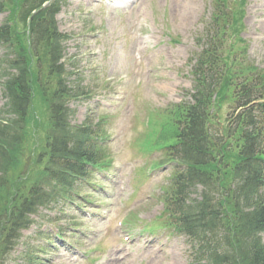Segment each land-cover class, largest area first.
<instances>
[{
	"label": "rangeland",
	"instance_id": "rangeland-1",
	"mask_svg": "<svg viewBox=\"0 0 264 264\" xmlns=\"http://www.w3.org/2000/svg\"><path fill=\"white\" fill-rule=\"evenodd\" d=\"M211 1L63 0L56 22L71 35L64 44V61L87 88V98L69 103L74 110L71 121L82 122L89 113L93 121L105 115L104 144L112 164L107 171L92 173L96 182L85 187L82 204L59 201L40 209L2 264H47L48 257L53 259L48 264H191L182 236L166 228H144L162 210L161 187L171 167L164 163L148 170L162 152L143 153L147 150L138 141L149 108L189 98L187 57L195 50L193 38L202 28L201 17L209 15ZM4 18L0 14V24ZM262 18L264 0H247L244 36L249 59L260 68ZM3 49L0 46V55ZM58 227L60 240L54 237ZM261 237L264 242V233ZM28 244L34 250L57 244L62 248L57 257L42 249L33 262H26Z\"/></svg>",
	"mask_w": 264,
	"mask_h": 264
},
{
	"label": "trees",
	"instance_id": "trees-1",
	"mask_svg": "<svg viewBox=\"0 0 264 264\" xmlns=\"http://www.w3.org/2000/svg\"><path fill=\"white\" fill-rule=\"evenodd\" d=\"M23 1L11 2L8 22L12 27H4L1 34L17 43L19 39L13 33L21 18L24 23L20 9ZM222 1L217 2L213 19L220 35L224 18ZM2 4L0 1V8ZM44 12L33 17L36 22L31 23L30 30L34 34L27 37L34 48L42 43V62L33 70L28 53L15 46V58L9 61V66L19 73H8L10 77L3 83V93L8 95L6 112L14 118L0 126L1 260L3 252L8 254L19 239L20 230L27 227L28 215L55 199L56 187L68 183L72 176L86 174L87 166L95 164L103 153L92 136L94 128L90 124L76 125L69 121L71 110L65 105L73 93L64 84L62 68L56 64L60 56V34L51 24V14ZM48 20L50 31L45 27ZM18 36L25 39L24 34ZM236 82L235 79V86ZM214 85L213 78L197 81L194 103L179 105L165 114L166 141L156 140V144L166 148L185 166L174 176L165 210L173 218L170 224L191 239L195 261L264 264V244L259 236L264 230L261 191L264 187V104L257 106L261 122L249 109L231 121L216 115L214 120L208 113ZM252 85L263 86L264 80L257 78L242 84ZM34 104L35 113L46 119L42 137L35 136L40 131L32 110ZM161 119L164 118L161 116ZM97 136L103 138L99 132ZM33 137L35 140L28 145ZM27 155L41 164V169L32 173V181L24 182L20 175L8 177L11 170L22 167L21 161ZM197 184L203 186L200 196L189 197L191 188Z\"/></svg>",
	"mask_w": 264,
	"mask_h": 264
},
{
	"label": "bare ground",
	"instance_id": "bare-ground-1",
	"mask_svg": "<svg viewBox=\"0 0 264 264\" xmlns=\"http://www.w3.org/2000/svg\"><path fill=\"white\" fill-rule=\"evenodd\" d=\"M262 27H263V29H264V19H263V26H262Z\"/></svg>",
	"mask_w": 264,
	"mask_h": 264
}]
</instances>
